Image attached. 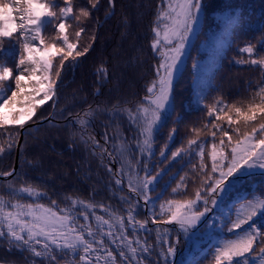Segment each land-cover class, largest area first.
<instances>
[{
	"label": "trees",
	"instance_id": "trees-1",
	"mask_svg": "<svg viewBox=\"0 0 264 264\" xmlns=\"http://www.w3.org/2000/svg\"><path fill=\"white\" fill-rule=\"evenodd\" d=\"M42 3L55 13L54 17L42 18L41 36L45 44L60 46L57 26L64 20L65 34L70 41L77 40L76 31L85 29L78 38V46L83 49L93 43L97 22L106 20L99 30L93 49L86 56L77 57L80 64L73 68L70 67L73 64L71 58L65 61L69 67L63 72L61 83L56 86L57 105L53 121L35 130L26 128L19 150L17 171L11 178L0 181V196L10 205L17 199L14 189L30 184L47 193V197L38 198L41 203H48L50 198L57 200L60 206H65L69 203L66 197L71 196L123 211L127 205L121 203L120 196L130 194L124 187L119 193L114 191L116 185L102 166L99 156L93 155L82 143L74 142L73 147H69L71 134L78 132L73 116L83 114L90 105L93 109L98 106L111 108L131 101V104L126 105L131 107L143 97L145 85L155 74L153 66L160 60V56L151 50L154 35L151 28L161 0H114L113 14L108 19L106 17L112 9L107 5V0H101L97 9H91L87 0H70L73 12L67 18L60 14V8L67 6L65 0H42ZM203 4L199 28L188 49L183 68L173 82L171 97L174 108L162 119L158 130L154 131L151 157H144L153 174L158 168L161 170L153 186L154 192L150 194L157 212L161 202L169 199L180 202L194 199L196 191L207 187L203 182L211 168V133L216 131L213 124L227 129L235 144L253 126L259 127L264 123V114L260 113L247 124L243 119L250 105L260 103V98L255 94L264 86V71L259 65L237 63L249 59L247 54L240 52V48L248 45L254 48L252 58H264V0H203ZM12 5L14 0H6L7 7ZM81 9L90 10L88 18L79 17ZM21 53L22 41L18 34L11 38H0V65L10 68L14 75L20 71L17 62ZM53 63H58V57ZM105 70L107 79L101 83L98 72L103 77ZM9 89L15 90L14 78L0 82V95H11ZM52 104L53 100H49L43 105H36L35 115L31 119L22 118L23 127L47 117ZM237 108L241 110V116L236 115ZM26 110L28 108L11 113ZM96 115L95 137L103 144L100 138L106 131L110 137H114L113 130L118 121L106 111ZM116 115L119 116L123 138L126 141L132 140L133 133L127 124V117L119 113ZM217 115L223 118L217 121ZM229 117L236 123L230 125ZM21 128L13 124L10 118L0 127V148L3 149L0 152V172L11 171L13 167ZM173 129L175 131L169 139ZM189 139H196L198 144H206L205 173L199 171V157L195 152L181 153V156L169 159L177 148H186ZM76 140H79L78 136ZM215 142L219 144V133ZM130 147L134 150V143ZM107 148L115 153L114 142H110ZM161 148L165 152L163 157L160 156ZM225 154L230 156V150H225ZM129 159L135 162V151ZM119 166L115 163L113 170ZM139 168L142 169L143 164ZM140 175H143V171ZM181 177H184L183 181ZM230 179L234 180L231 191L202 218L196 228L189 229L187 234L175 230L173 237L178 241L180 251L175 264H215L216 247L222 241L235 237V233L229 232L228 228L236 218L237 207L245 202L244 198L252 199L254 195L264 194L262 169H241L240 174ZM9 182L13 187H8ZM174 188L177 189L175 193L172 191ZM31 200L26 194H20V202ZM231 204L232 208L226 216L228 205ZM96 211L97 214H103L99 208ZM137 219H144L143 208H138ZM257 223L264 228L260 220ZM128 233L131 234V229H128ZM148 242L155 244L153 234L148 237ZM156 253L158 255L159 249ZM51 256H55V260ZM74 259H78V256L68 255L66 250L57 252L55 249L49 257L36 258L26 249L10 247L6 240H0V264H31L32 260L39 261V264H67ZM155 259L153 256L152 264H155Z\"/></svg>",
	"mask_w": 264,
	"mask_h": 264
},
{
	"label": "snow or ice",
	"instance_id": "snow-or-ice-1",
	"mask_svg": "<svg viewBox=\"0 0 264 264\" xmlns=\"http://www.w3.org/2000/svg\"><path fill=\"white\" fill-rule=\"evenodd\" d=\"M87 2L91 5V9H97L101 0H87ZM65 4L67 6L60 8V14L67 18L73 12V8L70 0H65ZM107 5L113 8L114 0H107ZM7 8L8 13L5 14L0 7V38H11L20 29H24L25 33L21 37L22 53L17 62L19 74L14 75L10 68L0 65V82L14 78L15 83V90L9 89L12 91L10 97L5 99L0 95L2 101L0 127H3L9 118L13 124L23 127V117L31 119L35 115L36 105H43L57 95L55 90L57 80H62L63 72L69 67L65 65V61L71 58L73 64L70 67L78 66L80 61L77 57L84 56L91 48V43L83 49L78 46V38L85 31L83 28L76 31L77 40L70 41L69 36L65 34L66 24L61 20L57 26L60 46L45 44L41 36L42 18L54 17L55 13L49 11L42 0H16L14 5ZM21 8L24 15L20 18L21 23L17 24L12 13L20 11ZM203 9V0H161L151 28L154 34L151 39V50L160 56V60L153 66L155 74L145 85L146 91L143 97L135 101L131 107L126 106L131 104V101H126L124 105H113L111 108L98 106L93 109L90 105L84 110L83 116L79 114L73 116V122L79 126L80 131L71 134L69 147H73L74 142L82 143L93 155L99 156L102 166L107 169L110 179L116 185L115 192H121L126 181L127 192L130 195H121L120 201L127 207L123 211H118L103 203L71 196L66 197L69 203L65 206H60L57 200L50 198L48 203H41L38 198L47 197L46 192L30 184L21 186L19 189H14L17 199L10 205L3 196H0V240H6L10 247L26 249L36 258L49 257L53 249L57 252L66 250L68 255L78 256V259L68 261L67 264H152L153 256L156 257L155 264H168V258L175 252V241L172 240L175 229L167 227L168 225H175L187 234L189 229L196 228L202 218L231 191L234 180L230 178L240 174L241 169L264 170V123L259 127L253 126L251 131L245 132L243 138H238L235 144H233V136L227 129L213 124L212 127L216 131L211 133L213 137L209 154L211 168L210 172H207V179L203 182L207 187L196 191L194 199L182 202L169 199L161 202L159 212L156 211L150 194L154 192L153 186L161 170L158 168L153 174L148 160L144 157H151L154 131L158 130L162 119L174 108L171 97L174 73L178 70L185 43L189 35L194 32V26L198 24ZM89 15V9H81L79 12V17L88 18ZM94 38L93 36L92 39ZM29 41H38V43L31 44ZM240 52L247 54L249 59L239 60L237 63L259 65L264 71V58H252L253 46H244L240 48ZM57 57L58 63H53ZM26 64L32 67L30 69L21 67ZM98 77L101 83L106 82V70L103 77H100L98 72ZM22 81H34V84L31 93L19 106L26 109L29 105L32 107L27 112L9 115L3 109L23 90ZM33 93L42 94V98L36 100ZM255 95L260 98V103H253L247 113L243 114L246 124L254 121L258 113L264 114V86H261ZM55 104L56 101L53 100L52 106L55 107ZM105 111L112 118L117 119L118 123L113 130L114 137H110L106 131L100 138L103 141L101 144L100 140L89 132V128L92 120L98 118L96 113ZM235 111L237 116H241L239 108ZM117 113L127 117V124L133 133L132 140L126 141L123 138ZM209 114H212L211 109ZM69 116H72V113H69ZM222 118L221 115L216 116L217 121ZM228 122L230 125L236 123L231 117L228 118ZM174 131L175 129L169 133V139L172 138ZM217 133H219V144L215 142ZM110 142H114L115 153L105 147ZM133 142L135 150L130 147ZM187 144L186 148L181 147L173 151L169 159H175L181 156V153L195 152L199 157V171L205 173L206 144L204 142L198 144L196 139H189ZM225 150H230V156L225 154ZM133 151L136 155L134 163L129 159ZM0 152H3L2 148ZM164 154V148H161L160 156L163 157ZM106 159L108 163H118L120 166L114 171L112 167H108V163H105ZM140 164H143L142 169L139 168ZM141 171L143 175H140ZM0 176H12V172L2 171ZM183 180L184 177H181V181ZM8 187H13L11 182L8 183ZM179 187L180 184L177 185V188ZM172 191L175 193L177 189L174 188ZM20 194L31 197V202H20ZM244 199L245 202L237 207L236 218L228 228L229 232L235 233V237L222 241L220 246L216 247L215 264H264V228L257 223V220L264 223V194L254 195L252 199ZM140 201H143L142 205ZM97 208L103 214H97ZM138 208L147 211L144 219H137ZM149 221L156 226L154 229L148 227ZM244 225L248 227L244 228ZM128 229H131L130 235ZM238 229L241 231L236 232ZM153 231L156 234L154 245L148 242V237ZM157 249H159L158 255ZM51 259L55 260V256H51ZM31 264H39V261L32 260Z\"/></svg>",
	"mask_w": 264,
	"mask_h": 264
},
{
	"label": "rangeland",
	"instance_id": "rangeland-1",
	"mask_svg": "<svg viewBox=\"0 0 264 264\" xmlns=\"http://www.w3.org/2000/svg\"><path fill=\"white\" fill-rule=\"evenodd\" d=\"M24 15V13H23V10H22V8H21V10L20 11H13V13H12V16H13V18L15 19V21H16V23L17 24H19V23H21V16H23ZM25 23H26V18H25ZM199 23H200V18H199V22H198V24H196L195 26H194V32L193 33H191L190 35H189V38H188V40H187V42L185 43V47H184V51H183V55L181 56V60H180V62H179V64H178V70L174 73V80H173V82L175 81V79L177 78V76L179 75V73H180V71H181V69L183 68V65H184V62H185V58H186V56H187V52H188V49H189V47H190V45H191V43H192V40H193V38H194V36H195V32L197 31V29L199 28ZM17 33H19V35H20V38L22 37V35L25 33V30L24 29H20L19 31H16ZM21 41H22V39H21ZM31 44H37L38 43V41H29ZM22 43H23V41H22ZM22 68L23 67H27V68H31L32 67V65H30V64H26L25 66H21ZM39 74V73H38ZM25 75H27V73H25ZM23 85H24V87H23V90L19 93V95L17 96V97H15V98H13L12 99V101L3 109V111L5 112V113H7V114H9L11 111H13V110H23L24 108L23 107H20L19 105H20V103L22 102V101H24L25 100V98L26 97H28V94L29 93H31V89H32V86H33V84H34V81H22L21 82ZM12 95V94H11ZM11 95H4V98L6 99L7 97H10ZM32 95H34L35 96V99L36 100H39V99H41L42 98V94L41 95H35L34 93L32 94ZM0 102H2V101H0ZM32 107V105H30V108ZM29 111V110H28ZM27 112V111H26ZM81 116H83V114H81ZM25 118H26V116H25ZM76 127L78 128V130L80 131V129H79V126L78 125H76ZM96 123H95V119L94 120H92V122H91V127L89 128V132H91L92 134H95L96 133ZM134 143V142H133ZM134 150H135V143H134ZM256 170V169H255ZM125 187H126V181H125ZM127 188V187H126ZM143 202V201H142ZM140 203V202H139ZM149 228H155L156 226L155 225H153V226H148ZM167 227H169V228H172V229H178L177 228V226H175V225H168ZM152 234L154 235V237L156 236V234H155V232L153 231L152 232ZM174 235V234H173ZM172 239H173V236H172ZM175 250H176V247H175ZM174 257H175V255H174ZM169 259V258H168ZM171 260H173V257H171Z\"/></svg>",
	"mask_w": 264,
	"mask_h": 264
},
{
	"label": "water",
	"instance_id": "water-1",
	"mask_svg": "<svg viewBox=\"0 0 264 264\" xmlns=\"http://www.w3.org/2000/svg\"><path fill=\"white\" fill-rule=\"evenodd\" d=\"M111 9H112V12H111L110 15L107 17V19L110 18V17L112 16L113 8H111ZM105 20H106V19H103L101 22H98V24H97V31H96V37H95V39H94V41H93V43H92V45H91V48L89 49V51H88L84 56H86V55H87V54L93 49V47H94V45H95V43H96V38H97V36H98L99 29L101 28V26H102V24H103V22H104ZM78 59H79V58H77V60H78ZM55 90H56V89H55ZM53 99L57 102V98H56V96H54ZM55 107H56V104H55ZM55 107L52 106V111H51V113H50V115H49L48 117H46V118H44V119H41V120L38 121L37 123L30 124L29 127H31V128H36L37 126L43 125V124H45V123L51 121L52 118H53V113H54V109H55ZM24 130H25V128H22V129H21V131H20V136H19L18 142H17V144H16V149H15V150H16V152H15V160H14V165H13V168H12V171H11V172H12V176L15 174V172H16V170H17V167H18L19 147H20L21 142H22V138H23V135H24ZM12 176H8V177H2V176H0V180H6V179H9V178L12 177Z\"/></svg>",
	"mask_w": 264,
	"mask_h": 264
},
{
	"label": "clouds",
	"instance_id": "clouds-1",
	"mask_svg": "<svg viewBox=\"0 0 264 264\" xmlns=\"http://www.w3.org/2000/svg\"><path fill=\"white\" fill-rule=\"evenodd\" d=\"M0 7L3 8V11H4L5 14L8 13V8H7L6 4H5V0H0Z\"/></svg>",
	"mask_w": 264,
	"mask_h": 264
}]
</instances>
